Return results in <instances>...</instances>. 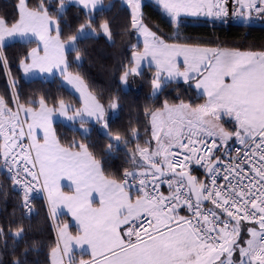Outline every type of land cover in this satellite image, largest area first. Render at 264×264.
I'll use <instances>...</instances> for the list:
<instances>
[{"label":"snow or ice","instance_id":"6c2138e0","mask_svg":"<svg viewBox=\"0 0 264 264\" xmlns=\"http://www.w3.org/2000/svg\"><path fill=\"white\" fill-rule=\"evenodd\" d=\"M45 2L30 7L28 0H17L18 18L9 23L0 17V49L11 38L35 37L44 54L33 48L20 61L24 73L58 68L83 103L75 107L61 99L58 108L49 107L41 97L38 107H32L20 102L16 82L10 80L11 101L0 96V169L12 189L20 191L19 207L25 216H30L31 195L39 188L47 191L53 216L64 204L78 223L76 236L69 233L67 223L57 225L51 264H65V256L67 264H264V51L168 43L144 24L141 0H126L131 27L144 41L142 52L134 50V66L123 71L121 83L127 85L130 76H140L141 61L150 58L157 69L151 81L154 93L163 83L182 77L185 83L196 80L195 87L207 97L199 105L165 101L160 109L146 108L151 128L149 139L141 144L135 127L129 130L130 139L109 129L105 105L89 91L83 76L68 70L66 47L79 61L78 41L100 33L113 39L107 20L98 28L92 23V13L98 7L103 10V0H57L61 16L67 3L87 10V21L64 40L60 22ZM157 3L176 25L184 15L227 23L230 9L244 23L254 16L264 19V0H234V8L229 0ZM180 56L184 71L176 60ZM0 64L7 67L3 55ZM118 107V97L110 98L108 109ZM54 112L70 122L78 120L85 135L86 117L94 118L110 138L109 153L122 144L133 167L125 168L119 179L109 177L86 144L74 141L62 146L52 128ZM223 117L234 121L231 130L220 123ZM229 141L241 147L233 149ZM193 165L204 170V179L193 174ZM64 178L74 185V194L61 191L59 181ZM162 185H167V194ZM0 192L6 200L7 189L0 186ZM93 193L99 196L98 207L93 206ZM25 234L22 222L0 225V246L7 250L11 239L10 264H27V254L36 248ZM73 241L90 250V260H74ZM20 242L24 247L17 255Z\"/></svg>","mask_w":264,"mask_h":264},{"label":"trees","instance_id":"16d2710c","mask_svg":"<svg viewBox=\"0 0 264 264\" xmlns=\"http://www.w3.org/2000/svg\"><path fill=\"white\" fill-rule=\"evenodd\" d=\"M110 5L92 13V23L99 27L102 20L109 22L113 39L109 41L104 35H97L91 39L78 41L77 46L81 51L80 61L76 60L75 52L66 54L68 70L83 76L91 91L106 108V119L109 129L113 133H120L130 139L129 130L135 127L139 131L140 143L149 139L150 122L145 109L154 111L163 107L165 101L170 105H177L181 101L199 105L206 102V98L197 93L194 82L187 83L167 81L158 95H153L152 79L156 70L146 67L140 76L135 77L139 86L130 90H124L121 83V75L126 68L134 65L132 55L134 50L141 51L143 44L138 42L136 30L131 27V9L121 5L119 0H103ZM30 7H35L39 0H28ZM17 0H0V17L9 23L17 17ZM45 6L50 14L56 16L60 22L61 39L74 34L81 23L88 19L87 12L76 5H69L61 16L57 11V0H46ZM143 22L151 27L158 36L168 43H187L193 46H211L240 51H264V27L246 24L222 23L219 20L206 21L204 23H192L180 21L179 25L173 24L170 17L166 16L161 8L152 2H146L141 9ZM152 30V31H153ZM36 42H13L2 49L0 55L7 58V67L0 64V96L6 101H11L12 89L10 80L16 82L15 91L19 94L21 103L38 107V101L43 97L49 107H57L58 101L63 99L75 107H80L81 102L73 91L66 86L62 77H54L51 80L34 78L26 80L23 76L20 61L27 57L36 46ZM118 97L119 107L113 115V110L108 109L110 98ZM79 125V122L75 123ZM87 135H82L79 126L56 122L54 131L60 144L69 147L73 142L84 143L89 151L101 161L105 175L119 179L125 168L131 169L127 150L121 144L109 153L107 144L110 141L105 135V129L96 124L91 125ZM134 148V143L129 144ZM79 150V149H74ZM197 176L205 178L203 171H198ZM0 186L7 189V199H3L0 192V225L9 223L13 225L22 222L26 228L25 240L36 248L30 249L26 256L27 264H51L50 250L57 243V225L70 223L66 214H61L54 221L51 218L49 207L44 199L35 203V211L30 216H25L19 207L21 194L12 189L7 174L0 169ZM164 190V188H163ZM74 232H79L70 223ZM24 247L23 242L18 243L16 252L19 255ZM78 258L81 257L77 254ZM87 254L82 255L88 259ZM12 258L11 239L9 248L5 250L0 246V261L2 264H10Z\"/></svg>","mask_w":264,"mask_h":264},{"label":"rangeland","instance_id":"374dc122","mask_svg":"<svg viewBox=\"0 0 264 264\" xmlns=\"http://www.w3.org/2000/svg\"><path fill=\"white\" fill-rule=\"evenodd\" d=\"M119 1L121 2V5L130 8V7L127 5V3H126V0H119ZM146 2H152V3H155L156 5H158V6L161 8V10L163 11V13H164L166 16H168V15L164 12L162 6L159 5V4L157 3V0H141V9H142V6H143ZM229 2H230V0H229ZM69 5H76V4H74V3H67V4H66V8H67V6H69ZM76 6H78V5H76ZM108 6H110V5H106V4H104V1H103V6H102V7L105 8V7H108ZM79 7H81V6H79ZM81 8H82V7H81ZM82 9H83V8H82ZM130 9H131V8H130ZM83 10H84L85 12H87L86 9H83ZM97 10H100V8L98 7ZM97 10H96V11H97ZM168 17H169V16H168ZM170 18H171V17H170ZM179 19H180V21H186V22H192V23H204V22H206V21H212L211 18L204 17V16H187V15H184V16H181ZM144 24H145V23H144ZM145 25H147V24H145ZM147 27H148L150 30H153V29H152L151 27H149L148 25H147ZM153 31H154V30H153ZM154 32H155V31H154ZM100 34L103 35V33H100ZM136 34H137L136 36H137V38H138V42L141 43V44H143V41H144L143 36H141L137 31H136ZM52 35L54 36V35H55V32H53ZM29 40H30L31 42H32V41H35V42L37 43L36 46H35L34 48L39 47V48H40V55H43V54H44V53H43V45H42V44H41V43H40L35 37H28V38H23V39H21V38H19V37H14V38H11L10 40H7V41L5 42V45H4V46H6V45H8V44H10V43H13V42H25V43H27V42H29ZM31 51H32V50H31ZM142 51H143V49H142L140 52H142ZM68 52H69V51H67V47H66V53H65V54H67ZM182 58H183V57L180 56V57H177L176 60L179 59V60L182 62ZM132 60H133V55H132ZM79 61H80V60H79ZM177 63H178V62H177ZM151 64H153L154 66H156V64H155L154 61H153V62H150V58L144 59V60L141 61L140 68H139L138 70H139L140 72H142L144 68L152 66ZM133 66H134V65H133ZM152 68H154V69L157 71V69H156L155 67H152ZM22 72H23V76H24V78H25L26 80H32V79H34V78H41V79H43V80H51V79H53V78L56 77V76H57V77H62V75H61V73H60V70H59L58 68H53L51 72H41V71H39V69H33L32 72L28 73L27 75L24 73L23 68H22ZM155 74H156V72H155ZM135 77H136V76H130V77L128 78V83H127V85L122 84V88H123L124 90H130V89H133V88L138 87L139 84H138L137 81H135ZM63 79H64V78H63ZM176 82H178V81H176ZM64 83H65L66 86H68V87L73 91V93L77 96V98H78L79 101L81 102V105H80V107H81L83 101H82V98H81L79 92H77L74 88H72L71 85L67 84V82H66L65 80H64ZM163 84H164V83H163ZM163 84H162V86H161V88H160L159 90L155 91V93H154V91H153L152 94H153V95H158V94L160 93L162 87H163ZM194 86H195V85H194ZM195 88H196V87H195ZM111 111H112V110H111ZM116 112H117L116 110H113V115H115ZM22 115H23V114H22ZM86 119L89 120V124H91V125L96 124V125L102 127L101 124L95 122L94 118H87V117H86ZM105 119H106V116H105ZM56 122H63V123H66V124H72V125H73L74 127H76V128H77V126H79V125H76V124H75L76 122H78V120H77L76 122H70V121L67 120L66 117L59 115L58 112H54L53 115H52V128H53V130H54V124H55ZM87 127H88L89 132H90V130H91V126H90V125H87ZM79 129H80V126H79ZM80 130H81V129H80ZM81 132H82V130H81ZM81 134L85 136V134H84L83 132H82ZM37 135H38V138H41V142H42V136H43L42 131L38 130ZM59 184H60V189H61L62 192H64L65 194H74V185H72V182H71L70 180H68L67 178L61 179V180L59 181ZM70 185H71V187H70ZM46 199H47V198H46ZM92 200H93V206H94V207H98V206H99V204H98L99 196H98L97 193H93V195H92ZM46 201H47V200H46ZM48 201H49V200H48ZM48 201H47V202H48ZM48 205H49V202H48ZM57 212H58L59 214H60V213H66V215H67L68 217H70L71 220L77 225L78 230H79L78 223H77V222L75 221V219L72 217L71 213L68 211L67 207H66L64 204H59V205L57 206L56 214H55V215H57ZM54 217L56 218V216H54ZM68 225H69V229H70V224L68 223ZM57 236H58V234H57ZM60 243H61V242H60ZM62 244H63V242H62ZM85 248H87L86 245H85ZM86 252H88V253L90 254L89 256H90V258H91L90 250H89V251H86ZM80 258H82V256H81Z\"/></svg>","mask_w":264,"mask_h":264},{"label":"crops","instance_id":"0c3cea01","mask_svg":"<svg viewBox=\"0 0 264 264\" xmlns=\"http://www.w3.org/2000/svg\"><path fill=\"white\" fill-rule=\"evenodd\" d=\"M230 5L233 7V6H235V3H234V0H230ZM227 20H228V18H226ZM191 46H193V45H191ZM199 47H206V48H221V47H211V46H199ZM177 62H178V66H179V68H180V70L181 71H184V64H183V58H182V62L179 60V59H177ZM152 66H150V67H155L156 68V66H154L153 64H151ZM162 75H165L166 76V74H162ZM191 80H193V79H190L189 81H191ZM171 81H178V82H183V83H185L184 81H183V78L182 77H178L177 79H175V80H171ZM188 81V82H189ZM196 80H195V82H194V85L196 84ZM195 87V86H194ZM196 89V91H197V93L198 94H200V95H202V96H204L206 99H207V97L203 94V90L202 89H197V88H195ZM220 123L221 124H223V126L224 127H226V128H228L229 130H231L233 127H234V121H231L229 118H227V117H223L222 118V120L220 121ZM232 143H234L233 141H229V145H231ZM202 168H200V169H196V170H194L193 168H192V171H193V174H195L196 176H197V173H195V171L196 172H198V171H200ZM162 188H164V192L167 194V185H162L161 186ZM45 193H46V198H47V201H48V193H47V191L45 190ZM49 202V201H48ZM49 210H50V213H51V205H50V202H49ZM61 214H66V213H58L57 212V215H55L56 216V218L52 215V217L54 218V219H57L58 217H59V215H61ZM70 218V217H69ZM70 220H71V218H70ZM70 223L71 224H73L76 228H77V230H78V227H77V225L71 220L70 221ZM69 223V224H70ZM60 226H62V225H60ZM68 231H69V233H71L73 236H76V235H78L79 234V232H74L71 228L69 229L68 228ZM79 231V230H78ZM57 234H58V231H57ZM61 247H63V244H62V241H61ZM71 248L73 249V251H72V256H73V258H74V260L76 261V262H78L81 258H78V256H77V254H80L81 256L82 255H84V254H87V255H90L88 252H86V251H84V250H82L78 245H76L75 244V242L73 241L72 243H71ZM67 259H68V257L67 256H65L64 257V261H65V264H67ZM91 258H90V256H88V259H84V260H90Z\"/></svg>","mask_w":264,"mask_h":264},{"label":"built area","instance_id":"2783aa9c","mask_svg":"<svg viewBox=\"0 0 264 264\" xmlns=\"http://www.w3.org/2000/svg\"><path fill=\"white\" fill-rule=\"evenodd\" d=\"M234 7L235 6H233V8ZM228 22L229 23H232V24H246V25L263 26L264 27V19H260V18H257V17L254 16L251 21H248V22L244 23V22L239 21L236 17H234V16L231 15V9H230V15L228 17ZM230 147L233 148V149H235V148H239L241 146L238 145V144L233 143V144L230 145ZM193 169L194 170L200 169V167H198L196 165H193ZM161 191H163L162 188H161ZM18 192L20 193V191H18ZM133 192H135V189H133ZM40 199H44L45 200L46 199V194H45V190L38 188L31 195L32 209H33L32 212H31V214L34 213V211H35V203H36V201H38Z\"/></svg>","mask_w":264,"mask_h":264},{"label":"water","instance_id":"95a60500","mask_svg":"<svg viewBox=\"0 0 264 264\" xmlns=\"http://www.w3.org/2000/svg\"><path fill=\"white\" fill-rule=\"evenodd\" d=\"M110 139V138H109ZM114 143V142H113Z\"/></svg>","mask_w":264,"mask_h":264}]
</instances>
